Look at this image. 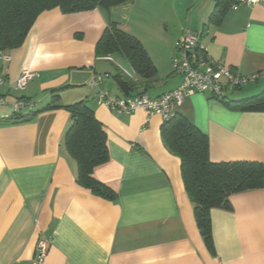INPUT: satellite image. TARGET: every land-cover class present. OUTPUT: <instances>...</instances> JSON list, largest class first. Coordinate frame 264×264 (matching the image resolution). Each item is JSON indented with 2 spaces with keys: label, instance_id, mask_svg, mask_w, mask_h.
Returning a JSON list of instances; mask_svg holds the SVG:
<instances>
[{
  "label": "crops",
  "instance_id": "0c3cea01",
  "mask_svg": "<svg viewBox=\"0 0 264 264\" xmlns=\"http://www.w3.org/2000/svg\"><path fill=\"white\" fill-rule=\"evenodd\" d=\"M214 0H131L104 9L64 13L43 11L24 42L7 49L6 84L0 105V264H264V187L231 196V208H213L216 254L207 248L186 192L181 159L165 145L164 118L139 108L118 113L99 103L97 92L125 96L115 82L118 55L98 57L96 45L109 21L137 37L157 75L139 91L151 98L182 83L175 73L176 43L202 30L209 56L244 75L264 71V0L231 9L220 25L210 24ZM122 61V62H121ZM114 66V67H113ZM37 72L24 89L21 72ZM100 78L91 86V79ZM264 91V75L228 100ZM29 122L5 123L15 112ZM31 104L19 111L14 104ZM86 101L107 133L109 160L93 176L117 192L116 200L78 183L76 160L64 145L71 115L67 105ZM209 137L213 162L264 163V112L230 108L208 93L196 92L175 105ZM48 241L42 262L38 243Z\"/></svg>",
  "mask_w": 264,
  "mask_h": 264
},
{
  "label": "trees",
  "instance_id": "16d2710c",
  "mask_svg": "<svg viewBox=\"0 0 264 264\" xmlns=\"http://www.w3.org/2000/svg\"><path fill=\"white\" fill-rule=\"evenodd\" d=\"M131 0H0V48L19 47L26 39L38 16L45 10L59 7L64 13L110 9ZM238 0H214L215 6L209 23L220 25L232 5ZM98 57L118 55L130 65L129 75L118 68L114 79L125 96L145 93L139 91L142 80L157 75V69L142 42L109 21L96 45ZM53 103L31 116L15 112L5 123L29 122L46 109L57 108ZM232 109L245 112H264V91L243 99H218ZM71 121L64 136V145L78 166V183L97 195L116 200L118 194L93 176L96 166L109 160L107 133L96 118L94 110L82 100L67 105ZM162 137L168 149L181 159L185 189L192 203L197 225L209 251L216 254L212 233L211 210L231 208L232 195L264 187V163L260 161L213 162L210 159L208 135L180 113L170 116L162 125Z\"/></svg>",
  "mask_w": 264,
  "mask_h": 264
},
{
  "label": "built area",
  "instance_id": "2783aa9c",
  "mask_svg": "<svg viewBox=\"0 0 264 264\" xmlns=\"http://www.w3.org/2000/svg\"><path fill=\"white\" fill-rule=\"evenodd\" d=\"M258 0H238L232 5L236 9L243 3H257ZM202 30L182 34L176 43L177 55L172 65L175 73L182 76L180 86L166 92L157 98H151L146 93L135 96H113L107 91L99 90L97 99L99 103L107 105L118 113H131L143 108L151 113H159L164 120L174 114L175 105L181 104L185 98L196 92L208 93L215 99H221L229 89H240L251 81L264 75L257 72L252 75H244L239 69L232 68L222 61L211 58L201 43ZM10 55L0 48V105L6 103L1 89L6 84V76L3 71L4 63L9 61ZM124 72L131 75L132 70L125 68ZM37 76V72L25 70L20 73L14 83L16 89H24L28 83ZM100 78L95 76L91 79V86L99 85ZM31 104L24 100H18L14 104V110L19 111L25 105ZM48 251V241L41 240L38 243L37 261L42 262Z\"/></svg>",
  "mask_w": 264,
  "mask_h": 264
},
{
  "label": "rangeland",
  "instance_id": "374dc122",
  "mask_svg": "<svg viewBox=\"0 0 264 264\" xmlns=\"http://www.w3.org/2000/svg\"><path fill=\"white\" fill-rule=\"evenodd\" d=\"M195 32H197V31H195ZM122 62V61H121ZM114 67V66H113Z\"/></svg>",
  "mask_w": 264,
  "mask_h": 264
}]
</instances>
